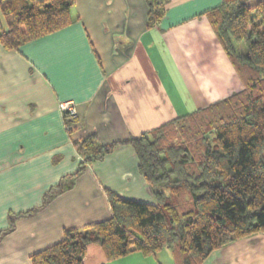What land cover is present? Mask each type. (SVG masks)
<instances>
[{"label": "crops", "instance_id": "1", "mask_svg": "<svg viewBox=\"0 0 264 264\" xmlns=\"http://www.w3.org/2000/svg\"><path fill=\"white\" fill-rule=\"evenodd\" d=\"M1 1V0H0ZM149 25V0H75L72 22L8 48L0 6V230L11 212L39 206L45 192L78 169L76 143L96 135L115 147L33 214H19L0 239V264L32 255L67 229L112 215L108 191L155 204L132 138L244 88L206 12L224 0H164ZM258 0H250L254 3ZM76 103L68 131L59 102ZM160 254V255H158ZM84 264H176L171 248L109 260L91 244ZM200 264H264V232L215 249Z\"/></svg>", "mask_w": 264, "mask_h": 264}, {"label": "trees", "instance_id": "2", "mask_svg": "<svg viewBox=\"0 0 264 264\" xmlns=\"http://www.w3.org/2000/svg\"><path fill=\"white\" fill-rule=\"evenodd\" d=\"M75 0H1L8 23L1 34L8 48L53 33L72 22ZM149 25L166 14L164 0H149ZM244 88L148 133L132 138L139 169L154 188L156 203L108 191L112 215L82 228L32 255L33 264H84L91 244L109 260L133 252L156 254L171 248L176 264H200L215 249L264 232V0H224L206 12ZM247 50L240 52L238 43ZM71 126L76 118L64 115ZM78 169L49 188L33 214L115 144L96 135L76 143ZM11 212L13 229L19 215Z\"/></svg>", "mask_w": 264, "mask_h": 264}, {"label": "built area", "instance_id": "3", "mask_svg": "<svg viewBox=\"0 0 264 264\" xmlns=\"http://www.w3.org/2000/svg\"><path fill=\"white\" fill-rule=\"evenodd\" d=\"M59 108H60V111L63 113V115H67L68 117H71V118L78 117L76 103L72 100L60 101ZM66 127L69 130L71 126L66 125Z\"/></svg>", "mask_w": 264, "mask_h": 264}, {"label": "rangeland", "instance_id": "4", "mask_svg": "<svg viewBox=\"0 0 264 264\" xmlns=\"http://www.w3.org/2000/svg\"><path fill=\"white\" fill-rule=\"evenodd\" d=\"M237 48H238V50H239L240 52H242V51H246V50H247L246 44H245L244 42H240V43H238ZM158 255H160V254H158Z\"/></svg>", "mask_w": 264, "mask_h": 264}]
</instances>
